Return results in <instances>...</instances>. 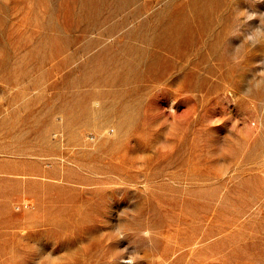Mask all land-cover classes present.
Returning a JSON list of instances; mask_svg holds the SVG:
<instances>
[{"label": "rangeland", "instance_id": "374dc122", "mask_svg": "<svg viewBox=\"0 0 264 264\" xmlns=\"http://www.w3.org/2000/svg\"><path fill=\"white\" fill-rule=\"evenodd\" d=\"M257 27L264 0H0V264H264Z\"/></svg>", "mask_w": 264, "mask_h": 264}, {"label": "clouds", "instance_id": "9594fccd", "mask_svg": "<svg viewBox=\"0 0 264 264\" xmlns=\"http://www.w3.org/2000/svg\"><path fill=\"white\" fill-rule=\"evenodd\" d=\"M246 19L248 21H250L252 19V16L251 15H248L246 17ZM257 34H259L260 37H264V27H257L253 30V32L251 34H249L247 36V40L248 41H256L257 40Z\"/></svg>", "mask_w": 264, "mask_h": 264}, {"label": "bare ground", "instance_id": "6f19581e", "mask_svg": "<svg viewBox=\"0 0 264 264\" xmlns=\"http://www.w3.org/2000/svg\"><path fill=\"white\" fill-rule=\"evenodd\" d=\"M216 88H217L216 86H211L210 90H214Z\"/></svg>", "mask_w": 264, "mask_h": 264}]
</instances>
